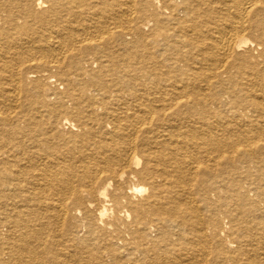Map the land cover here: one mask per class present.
Masks as SVG:
<instances>
[{
	"label": "bare ground",
	"instance_id": "obj_1",
	"mask_svg": "<svg viewBox=\"0 0 264 264\" xmlns=\"http://www.w3.org/2000/svg\"><path fill=\"white\" fill-rule=\"evenodd\" d=\"M0 264H264V0H0Z\"/></svg>",
	"mask_w": 264,
	"mask_h": 264
},
{
	"label": "rangeland",
	"instance_id": "obj_2",
	"mask_svg": "<svg viewBox=\"0 0 264 264\" xmlns=\"http://www.w3.org/2000/svg\"><path fill=\"white\" fill-rule=\"evenodd\" d=\"M93 66H94V67H93ZM92 67L95 68V67H96V64H93ZM57 77H58V75H57V73H56L55 77H53V78H57ZM60 87H64V85H60ZM60 89H62V88H60ZM75 154H76V153H73L72 156H76V155H77V154H76V155H75ZM75 221H76V220H74L73 222H75Z\"/></svg>",
	"mask_w": 264,
	"mask_h": 264
}]
</instances>
